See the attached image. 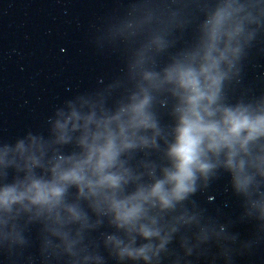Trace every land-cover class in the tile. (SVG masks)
<instances>
[{"label":"clouds","instance_id":"1","mask_svg":"<svg viewBox=\"0 0 264 264\" xmlns=\"http://www.w3.org/2000/svg\"><path fill=\"white\" fill-rule=\"evenodd\" d=\"M235 11L238 9L227 5L218 9L208 22V42L199 67L178 62L165 71L164 82L174 85L173 94L179 103L175 108L174 139L166 153L170 166L162 169L160 178H154L150 184L137 183L140 178L121 159L125 153L149 145V138L141 135L143 131L151 129L158 134L157 123L149 111L151 97L145 91L143 95H134L132 102L114 115L98 118L93 113L81 117L73 111L63 123L57 122L61 133L58 142L69 139L66 135L69 121H73V130H81L77 138L81 151L70 156L55 155L46 165L35 154L27 156L24 178L0 186V211L11 213L16 205L24 210L35 207L55 213L59 219L62 209L69 221H80L83 214L78 205L65 202L66 193L74 186L78 198L89 200L96 211L109 215L111 223L125 233L127 242L109 237L118 257L147 262L154 246L149 242L137 247L136 238L148 241L160 238L159 247L166 240L152 210L170 209L183 200L193 190L197 173H206L212 167L209 154L224 153L228 167L237 172V185L245 186L248 178L241 175L244 161L236 158L241 153L248 154L249 146L264 137V111L218 104L225 76L221 63L231 65L229 56L239 52L232 41L242 32L241 25L225 28ZM222 35L227 40L220 49L217 44ZM154 78L152 73L145 74L147 80ZM81 119L83 125L75 123ZM151 143H155L154 138ZM17 147L24 152L22 144ZM8 163L0 156V164ZM37 167L50 176H37L34 172ZM130 183H136L134 191L125 192Z\"/></svg>","mask_w":264,"mask_h":264}]
</instances>
